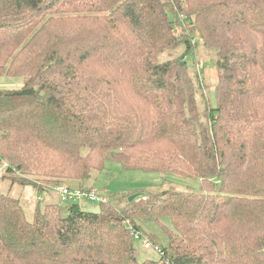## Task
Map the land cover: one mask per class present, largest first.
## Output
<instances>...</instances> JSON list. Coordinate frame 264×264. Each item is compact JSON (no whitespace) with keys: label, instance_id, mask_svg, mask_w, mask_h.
I'll list each match as a JSON object with an SVG mask.
<instances>
[{"label":"trees","instance_id":"trees-1","mask_svg":"<svg viewBox=\"0 0 264 264\" xmlns=\"http://www.w3.org/2000/svg\"><path fill=\"white\" fill-rule=\"evenodd\" d=\"M0 76L27 79L0 89L13 183L90 190L117 162L199 187L31 222L0 193V264H264V0H0ZM145 219L169 239L159 262L125 225Z\"/></svg>","mask_w":264,"mask_h":264},{"label":"rangeland","instance_id":"rangeland-1","mask_svg":"<svg viewBox=\"0 0 264 264\" xmlns=\"http://www.w3.org/2000/svg\"><path fill=\"white\" fill-rule=\"evenodd\" d=\"M192 60V57H189ZM204 62L205 67L203 72L205 76L208 77L210 87H212L217 82V72L214 69V63ZM191 65V63H190ZM198 73H202L199 71ZM27 79L19 78H8L6 76H0V89H19L25 83ZM212 97V96H211ZM212 101H214L212 97ZM215 103V101H214ZM4 169H6L4 167ZM4 171L0 173V193L10 194L13 198H18L21 201V205L24 206L25 216L28 221H32L34 218V213L36 205L40 204L41 207H45L46 204H58L61 205L62 212L64 215L67 214L68 208L72 203L61 202L60 196L53 191H45L39 194L33 187H25L20 183H13V179L19 178L21 175L18 173L14 175H4ZM70 186V185H67ZM74 185H72L73 187ZM192 186L198 187V183L194 181H183L176 176H163L161 174H150L142 173L138 171L125 172L122 166L117 162H108L105 166L104 171L99 175V180L95 182L92 189L98 190L99 192H104L110 201L122 198L123 196H133L137 195L138 199L143 196L154 195L159 193V191L164 190H180L186 191L187 187ZM71 187V186H70ZM129 200V199H128ZM80 205L86 211L96 212L99 210L100 205L92 202H82ZM138 224L142 228L143 236L147 237L153 244L159 247H168L169 239L165 231L159 227L156 223L150 222L148 220L139 221ZM163 224L170 227L169 220H163ZM134 246L137 249V257L140 261H160V254L155 249H145L141 242L134 241Z\"/></svg>","mask_w":264,"mask_h":264},{"label":"built area","instance_id":"built-area-1","mask_svg":"<svg viewBox=\"0 0 264 264\" xmlns=\"http://www.w3.org/2000/svg\"><path fill=\"white\" fill-rule=\"evenodd\" d=\"M181 33L180 30L175 29V34L178 36ZM200 42H202L200 40ZM205 64L204 62H200L198 64L197 70L202 71L204 70ZM4 167H7V164H5L3 167L0 168V173L4 169ZM59 196L61 202H76L78 204L82 202H92L101 205L102 203H107L109 201V198L107 197V194L104 192H99L95 189L90 190H83L79 188H72L67 185H58L55 186L53 189ZM143 202L147 200V196L141 197ZM125 225L127 227L128 232H130V235L132 236L134 241L141 242L142 246H144L145 249H155L159 254H161V247L153 244L147 237L143 236L141 232H138L134 229L133 225L128 221L125 222Z\"/></svg>","mask_w":264,"mask_h":264},{"label":"water","instance_id":"water-1","mask_svg":"<svg viewBox=\"0 0 264 264\" xmlns=\"http://www.w3.org/2000/svg\"><path fill=\"white\" fill-rule=\"evenodd\" d=\"M138 200V196L137 195H133L129 198V202H132V201H136Z\"/></svg>","mask_w":264,"mask_h":264}]
</instances>
